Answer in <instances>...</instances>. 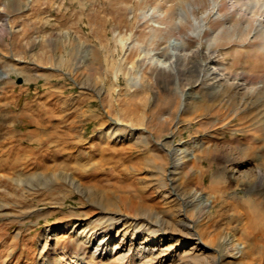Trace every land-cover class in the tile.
Segmentation results:
<instances>
[{"label":"rangeland","instance_id":"374dc122","mask_svg":"<svg viewBox=\"0 0 264 264\" xmlns=\"http://www.w3.org/2000/svg\"><path fill=\"white\" fill-rule=\"evenodd\" d=\"M249 1L0 0V264H264Z\"/></svg>","mask_w":264,"mask_h":264},{"label":"bare ground","instance_id":"6f19581e","mask_svg":"<svg viewBox=\"0 0 264 264\" xmlns=\"http://www.w3.org/2000/svg\"><path fill=\"white\" fill-rule=\"evenodd\" d=\"M235 1L236 0H230V6H232L231 8H233V4L235 3ZM260 1V0H259ZM229 3V2H228ZM260 3V2H259ZM250 1L249 0H246V5L247 6H250ZM246 5L245 6H242L240 9L241 10H243V9H245V10H247L248 9V7H246ZM254 5V4H253ZM238 6V5H237ZM260 8H262L263 10H264V2L263 3H261L260 5ZM258 6V7H259ZM252 7V6H251ZM238 8V7H237ZM155 9H159L160 10V12H164V9H163V7H161V6H152L151 7V12H154V10ZM181 11L182 12H185V13H187L188 11H187V9H183V8H181ZM210 11H212V12H214V18L215 19H219V18H221L222 16H223V13L221 12V5H220V0H210ZM236 11V10H235ZM233 12V11H232ZM240 12V11H239ZM250 12V11H249ZM252 12V11H251ZM191 13H192V10H191ZM242 13H244L243 11H241V15H242ZM245 13H246V11H245ZM254 13V12H253ZM252 13V17H255V19L252 21V24L250 23V22H248L246 25H247V27L249 28V27H253V29H252V31H253V33L255 34V35H257L258 37H260V38H262L263 40H264V19H263V17L262 16H260V15H258V16H254V14ZM234 16V15H233ZM251 16V15H250ZM193 17H194V24H195V27H197V29L195 30V34L196 35H200L203 31H204V29H205V27H206V20L202 17L201 19H197L196 17H195V15H193ZM226 17V16H225ZM248 17V16H247ZM232 19V18H231ZM250 18H248V20H249ZM250 21H251V19H250ZM225 25V24H224ZM227 25H229V24H227ZM233 27V26H232ZM246 27V26H245ZM228 29V28H227ZM231 29H234V28H231ZM230 29V30H231ZM247 30V29H246ZM249 30V29H248ZM229 31V30H228ZM179 43H181L180 41H178ZM178 45V44H177ZM181 45V44H180ZM182 46V45H181ZM181 46H178V48L179 47H181ZM173 47V46H172ZM175 49V48H174ZM181 54V52H180V50H173L172 51V58L170 59V60H162V59H160L159 57V61H160V65H162V66H164L165 68L166 67H174V68H176V66H175V63L173 62V59H176V58H178V56ZM157 58V57H156ZM264 84V83H263ZM254 86V85H253ZM256 86V85H255ZM190 87V86H189ZM257 87V86H256ZM190 93H192V90H191V88H188V90L185 92V95L186 94H190ZM172 154V153H171ZM171 156V155H170ZM190 156H194V154L193 153H190ZM172 159H173V162L175 163V164H179V167H177V169H176V171L173 173V175L175 174H179V173H181V171H182V169H181V167H182V165H183V160H182V158H181V156H179L178 155V153L176 152V153H173V155H172ZM28 164H25V166H27ZM260 170V169H259ZM259 174V173H258ZM260 174H262V175H264V170H260ZM262 182V181H261ZM256 207V206H255ZM258 207V206H257ZM151 240H149V239H147L146 240V243H148V242H150ZM205 246H207V243L205 244V243H203ZM147 248H149V247H146L145 245L144 246H142V249H144V250H146ZM151 251H153V250H151Z\"/></svg>","mask_w":264,"mask_h":264},{"label":"crops","instance_id":"0c3cea01","mask_svg":"<svg viewBox=\"0 0 264 264\" xmlns=\"http://www.w3.org/2000/svg\"><path fill=\"white\" fill-rule=\"evenodd\" d=\"M24 9L25 8H23V11H24ZM34 10V9H33ZM23 11H21L19 14L18 13H10L9 14V20H8V22H9V25H10V27H12V28H14V29H19V30H26L27 28V26L29 25V23L31 22H36V21H33L34 19H32V21H30V19H29V17H27V14L26 13H23ZM28 12H29V10H28ZM27 12V13H28ZM34 12H38L37 10L36 11H34ZM20 16L19 18H17V16ZM25 16V17H24ZM69 22H71V20L69 21ZM56 22L55 21H52L51 22V24H55ZM32 24H35V23H32ZM74 24V23H73ZM61 30L63 31V32H66V34H67V31L71 34V32L69 31V30H64L63 28H61ZM68 35V36H67ZM65 37H68V40H65L64 41V44H70L69 46H73V44L74 43H71L69 40V38H70V35L69 34H67ZM54 43V42H53ZM51 44L50 45V47H52V46H55L56 44ZM71 47H69V48H71ZM70 53H72V52H70ZM49 78V77H48ZM203 125H204V123L203 122H201L200 124H199V126H200V128H202L203 127ZM253 127H254V125H253ZM255 128V127H254ZM199 133V132H198ZM201 137L203 138L204 136H202V135H204V132H201ZM207 138V137H206Z\"/></svg>","mask_w":264,"mask_h":264},{"label":"water","instance_id":"95a60500","mask_svg":"<svg viewBox=\"0 0 264 264\" xmlns=\"http://www.w3.org/2000/svg\"><path fill=\"white\" fill-rule=\"evenodd\" d=\"M17 81L20 83V82H22V77H19L18 79H17Z\"/></svg>","mask_w":264,"mask_h":264}]
</instances>
